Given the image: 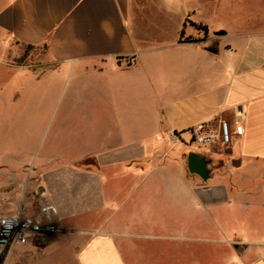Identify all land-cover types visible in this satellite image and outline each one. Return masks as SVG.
Returning <instances> with one entry per match:
<instances>
[{
    "label": "crops",
    "instance_id": "1",
    "mask_svg": "<svg viewBox=\"0 0 264 264\" xmlns=\"http://www.w3.org/2000/svg\"><path fill=\"white\" fill-rule=\"evenodd\" d=\"M0 55L91 120L0 158V214L48 230L3 264H264V0H0ZM221 120L230 147L188 144Z\"/></svg>",
    "mask_w": 264,
    "mask_h": 264
},
{
    "label": "rangeland",
    "instance_id": "2",
    "mask_svg": "<svg viewBox=\"0 0 264 264\" xmlns=\"http://www.w3.org/2000/svg\"><path fill=\"white\" fill-rule=\"evenodd\" d=\"M245 1L247 10L252 11L255 0ZM43 58V51L29 49L18 57L11 55L7 62L33 65ZM3 59L4 55H0V158L31 165L38 162L46 149L52 146L58 131V147H62L63 142L65 145L72 143L61 131H88L84 125L91 120L83 119L88 110L83 105L77 107L67 103L72 94L61 81L54 82L52 87L44 81L33 83V73L22 77L8 73L9 68L3 65ZM26 187L24 183L21 189L10 186L9 190L21 194ZM15 202L19 212L14 215L22 221L38 222L41 229L47 230L38 218L24 215V204L21 205L18 200ZM33 238L42 239V235Z\"/></svg>",
    "mask_w": 264,
    "mask_h": 264
},
{
    "label": "built area",
    "instance_id": "3",
    "mask_svg": "<svg viewBox=\"0 0 264 264\" xmlns=\"http://www.w3.org/2000/svg\"><path fill=\"white\" fill-rule=\"evenodd\" d=\"M192 138L188 142L194 148L230 147L234 135L243 134V125L236 121L231 125L221 120L217 125L197 126L191 131ZM176 138L175 134H172ZM30 221H22L17 215L0 214V264L4 263L8 251L14 244L26 245L29 240L38 235H47L48 231L41 229Z\"/></svg>",
    "mask_w": 264,
    "mask_h": 264
},
{
    "label": "trees",
    "instance_id": "4",
    "mask_svg": "<svg viewBox=\"0 0 264 264\" xmlns=\"http://www.w3.org/2000/svg\"><path fill=\"white\" fill-rule=\"evenodd\" d=\"M182 35H183V33L181 34V40H182Z\"/></svg>",
    "mask_w": 264,
    "mask_h": 264
}]
</instances>
